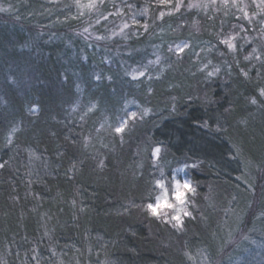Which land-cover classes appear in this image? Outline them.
I'll use <instances>...</instances> for the list:
<instances>
[{
	"label": "trees",
	"instance_id": "obj_1",
	"mask_svg": "<svg viewBox=\"0 0 264 264\" xmlns=\"http://www.w3.org/2000/svg\"><path fill=\"white\" fill-rule=\"evenodd\" d=\"M191 1L169 16L176 0H106L105 21L77 18L71 0H4L0 251L9 264H190L195 249L218 256L235 228L264 242V65L250 67L246 48L231 55L220 43L247 26L243 18L200 13ZM122 15L128 31L138 29L130 46L107 36ZM181 41L184 53L170 51ZM147 45L163 62L151 78L133 79L127 63L138 65L147 53L136 49ZM209 61L220 66L210 78L200 71ZM129 104L136 116L117 134ZM13 121L21 131L9 146ZM183 165L197 207L187 206L176 231L146 205L159 175L169 185Z\"/></svg>",
	"mask_w": 264,
	"mask_h": 264
},
{
	"label": "rangeland",
	"instance_id": "obj_2",
	"mask_svg": "<svg viewBox=\"0 0 264 264\" xmlns=\"http://www.w3.org/2000/svg\"><path fill=\"white\" fill-rule=\"evenodd\" d=\"M50 1L58 2L61 0H50ZM71 1L73 2V0H71ZM83 1H85V0H83ZM3 2H4V0H0V8L6 9V7L3 6ZM86 2H87V0H86ZM189 3L208 5V4H211L212 2H211V0H193ZM257 3H258V0H256L255 3H254V0H237L238 6L243 7V6L247 5V7H245V10L248 11L249 16H252V14L254 12L257 13V15L252 20L251 24L249 23L248 20L244 19L247 23V26L244 27L245 31H241V29L237 32L236 31H230L229 35H228V36H235L237 33L239 34L238 38L234 41V43L236 44V52H237L238 46L240 47L239 50H242V51H243V48H246V50L244 51V55L248 54L253 47H257L258 51L264 50V38H262L261 34H260V29L262 27V25L260 24V20H264V13H259V10L256 8ZM228 5H231V0H229ZM188 9H190V8H188ZM196 10L200 13L209 14V15L222 12L225 16H227L230 13L234 17L238 16V17L242 18V13L239 11V7H227L224 5L223 0H216L214 7H208V8L198 7V8H196ZM169 12H176L175 8H173L172 10H169ZM225 13H227V15ZM121 19L123 20V23L117 25L111 31V33L109 32V35H107V36L110 37V39L112 37L118 38L119 40H121L122 46H124L125 44L130 46L129 44L132 43L133 38L135 36H137L138 29H135L134 31L130 32V31H128V28H126V29H123L124 34L120 35L119 33L121 31V28L125 24V21H126L124 15L121 16ZM113 32L118 33V35H112ZM228 36H226V38ZM246 36L252 38L249 41V43H245V40L243 39ZM184 42H187V41H181L180 43H177V45H181ZM241 45H243V48H241ZM138 49H140V50L136 49V52H141L142 54L147 53V55H146V57H144V58L142 57L137 61L138 65L134 64V63H130V62L127 63L128 67L130 68L128 72H129L130 76H132V77H133V74H136V78L140 77L138 75L139 72H144L143 76L146 77L147 79H149L152 77L154 70H156V68L162 64V62H163L162 56L159 52V49L153 45H147L145 48H138ZM125 52L129 53V52H131V50L125 49L124 53ZM228 52L231 55L236 54V52L231 53L229 50H228ZM157 57H159L158 62L153 63V64L149 63V61H157ZM245 62L250 67H254L255 64H257V62H255V61H245ZM204 65H208V62L204 63L202 66H200V69H202L204 67ZM216 67H218L220 69V66L218 64L215 65V64L211 63L210 65H208V68L203 72H205L204 74H206V76H207V72L212 71ZM129 107L132 108L133 104H132V106H131V104H129L125 107V111L127 113H126V116L122 117L123 119H121V120H128V122L132 120L130 118V114L132 112H135V111H133ZM144 109H147V108H144ZM126 128H127V125H126ZM157 155H155V156L153 155L154 158H156ZM184 167L185 166L183 165V166H179V167L173 169V171L171 172L169 185L166 183V181L163 177V174L161 173L159 175V178H157V179H161V178L164 179L165 188H163V189L158 188L154 182L155 191H156L155 197L156 196H162L166 190L170 191V188L174 186V182L176 179H180V181L183 182L184 179L187 178L185 171H184ZM192 198H193L192 195L189 194L190 203H188V206L191 204V205L197 207V204L192 200ZM199 215H202V213L201 214L199 213ZM155 217L162 218V216H160L159 214ZM181 217L183 219L184 216L182 215ZM164 219L165 220L166 219L171 220L170 217L164 218ZM172 224L174 225L175 221H172ZM172 224H171L172 228L175 230L176 229L178 230V228L173 227ZM181 226H182V224H181ZM181 226H179V229L181 228ZM247 234H249V231H246L244 229H238V228L233 229V231L231 232L230 238L226 241V243L223 245V247H221V250H220V253L218 254V256H216L213 259V257L210 256V254H208L202 250L195 249L194 251H192L191 254H189V260H191L190 264H260V263H262L261 259L264 255V242L262 240H259V239H254V237H250L248 239V238H246ZM234 247H235L234 250L240 249L239 254H237V256H234V257L229 256L230 258L226 259V256L229 253V249H231V248L233 249ZM59 262H60V260H59ZM0 264H9V261L7 260V254L4 255L1 251H0Z\"/></svg>",
	"mask_w": 264,
	"mask_h": 264
},
{
	"label": "clouds",
	"instance_id": "obj_3",
	"mask_svg": "<svg viewBox=\"0 0 264 264\" xmlns=\"http://www.w3.org/2000/svg\"><path fill=\"white\" fill-rule=\"evenodd\" d=\"M215 3H211L208 4L206 7L204 5H201V7L203 8H208V7H214ZM227 7H239L240 9H245V7H247V5L240 7L237 4H231V5H226ZM100 5L97 6V8L89 10L87 7H84L83 9H77L78 11H82L83 15L85 14H95L97 16L102 17V15L100 14ZM190 8V7H188ZM256 8L259 10V13H264V11H261L262 9H264V4H259L256 5ZM0 10H4L6 11L7 9H2L0 8ZM242 13V18L243 17V12L240 11ZM255 15L250 16L251 19L253 20L255 18V16L257 15V13L254 12ZM99 22V19L96 20V23ZM87 28V27H86ZM239 34H236L234 36V41L238 38ZM245 39H252L251 37H244ZM229 50V49H228ZM255 50V51H254ZM231 53H235L236 50H229ZM247 56L249 59L245 60L244 57ZM159 57H157V61H149L150 64L156 63L158 62ZM243 60L244 61H255L260 65H264V50H260L258 51L257 47H253L251 49V51L243 56ZM211 64V61L208 62V65ZM208 65H204V67L202 69H200L201 71H205L208 68ZM220 71V69L218 67L214 68L212 71H208L207 72V76L210 78L214 75H216L218 72ZM210 73H214V75H209ZM260 94V92H259ZM261 96V95H260ZM264 97V96H261ZM255 101V102H253ZM251 104L256 105L257 104V99L255 97H253L251 99ZM21 131V128L19 126V124L15 121L12 122V124L10 125V127L4 132L3 136L4 139L7 141V143L12 140V137L15 136L17 133H19ZM155 184L158 188L163 189L165 188V183H164V179H157L155 181ZM196 187L193 185L192 181L189 178L184 179L183 182L180 181V179H176L174 182V186L170 188L169 190H166L164 192V194L162 196H156L154 198V202H150L148 204H151L154 206V208L156 209V213L157 214H153L148 207H146L147 211L152 215V216H157L158 214L164 218H172L173 216H185V213L189 212L187 210V206L188 203H190V199H189V194H191L192 196H194L196 194ZM147 204V205H148ZM186 217V216H185Z\"/></svg>",
	"mask_w": 264,
	"mask_h": 264
},
{
	"label": "snow or ice",
	"instance_id": "obj_4",
	"mask_svg": "<svg viewBox=\"0 0 264 264\" xmlns=\"http://www.w3.org/2000/svg\"><path fill=\"white\" fill-rule=\"evenodd\" d=\"M212 3H216V0H211ZM224 2V5H228L229 4V0H223ZM256 2V0H254V3ZM231 4H237V0H231ZM259 4H264V0H258V3L256 5H259ZM100 5V6H106V0H87V2H83V0H73V5H68L66 7L69 8V11L71 10V7H75L77 9H83L84 7H87L89 10H92V9H95L97 8V6ZM159 5L160 6H171L172 5V0H159ZM183 5V0H176V3H175V11L176 12H179V10L181 9ZM115 6V5H114ZM128 9H133L134 8V5L132 4H126L125 5ZM205 7L207 6L206 4L204 5ZM187 7H190V8H198V7H201L200 4H197V3H188ZM143 12H147V8L143 9L142 10ZM239 11H242L243 12V19H246L249 21V23L251 24L252 23V19L251 17L249 16V13L248 11H246L245 9H240ZM261 11H264V9H262ZM122 14L120 9H117V12L116 13H113V15H120ZM227 15V13H225ZM137 15H141V13H137V12H133V16H132V23L134 25H138L140 23V21L138 19H136V16ZM166 13L164 11H161L160 12V15H159V19H163L165 17ZM167 15L171 16L173 15L172 12H168ZM252 15H255L254 13ZM83 16V12L82 11H78L77 12V18L79 17H82ZM101 19L103 20H107V17L103 16L101 17ZM99 23V22H98ZM260 24L262 25L261 29H260V34H261V37L264 38V20H260ZM143 27H145L146 29L148 28V24L145 23L143 25ZM235 27V26H234ZM241 31H245L243 25H240L239 26ZM128 28V24H124L121 28V31H120V35H123V29H126ZM89 32V29L88 28H84L83 29V32L81 33V35H84L86 33ZM238 34V33H237ZM112 35H118V33L116 32H113ZM247 37V36H246ZM107 37L105 36H96L95 39L96 40H104L106 39ZM126 38V37H125ZM251 39H245V43H249ZM220 43L221 44H224L226 45V47L229 49V50H236V44L234 43V36H228L227 38L225 39H222L220 40ZM189 47L188 43L187 42H184L183 44L181 45H177L175 47V49H171L170 48V51H174L176 54H181V53H184L185 52V49H187ZM241 48H243V45H241ZM255 51V50H254ZM159 59V58H158ZM245 60H248L249 58L247 56L244 57ZM139 76H143L144 75V72H139L138 73ZM209 75H214V73H210ZM243 75L248 78L249 77V72L248 71H243ZM99 79V77H97ZM136 78V74H133V79ZM259 92H260V95L261 96H264V88H261L259 89ZM255 102V101H253ZM95 105H92L88 110L91 111L92 108H94ZM38 109L36 108H30L29 111L35 113ZM73 111H75V106H73ZM148 112V109H144L143 110V114H147ZM136 116V113L135 112H132L130 114V118H133ZM128 123V120H121L120 123L118 124V126H116L114 128V132L117 133V134H120V133H124L126 131V125ZM87 139V138H86ZM13 141L10 140L8 142V145H12ZM160 152V149L159 148H156L153 150V155H157L158 153ZM34 155V154H33ZM101 165H103V161H101ZM6 164H0V168H3L5 167ZM73 167H75V165H73ZM75 203V202H73ZM146 207L149 208V210L153 213V214H157L156 213V209L154 208L153 205L151 204H148L146 205ZM185 216H191V213L190 212H187L185 213ZM171 221H175V224L173 225V227H177L178 230H179V226H181L182 224V217L180 216H173L171 218ZM105 264H108V262H105Z\"/></svg>",
	"mask_w": 264,
	"mask_h": 264
}]
</instances>
